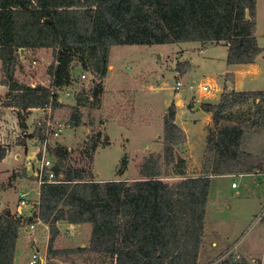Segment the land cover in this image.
<instances>
[{"label": "trees", "instance_id": "obj_1", "mask_svg": "<svg viewBox=\"0 0 264 264\" xmlns=\"http://www.w3.org/2000/svg\"><path fill=\"white\" fill-rule=\"evenodd\" d=\"M256 11L257 0H0V86L8 89L9 96L5 107L17 111L18 125L26 132L31 110L50 102L56 109L62 106L52 91L72 85L74 61L104 78L114 46L222 45L227 48L228 66L255 64L264 51L256 37ZM22 49L53 50L47 69L50 86L28 87L17 80ZM185 73L182 70L180 76ZM224 89L218 103L201 105L212 115L216 128L206 144L213 156L210 175L261 173V163L242 149L251 124L231 121L251 101L260 111L264 91L226 92V84ZM101 92L99 84L95 97ZM174 117L170 108L164 126V157L146 158L140 165V179L132 182L91 179L100 134L87 143L84 168L71 164L69 148L52 151L56 180L40 186L34 217L50 229L46 264H56L59 256L71 264L77 260L83 264H198L211 181L210 176L187 179L179 188L159 182L164 166L173 159L177 167L182 165L177 162V146L184 132ZM68 122L72 127L85 125L78 107L72 108ZM8 154L9 147L0 141V163ZM126 165L124 159L121 173ZM33 221L9 210L0 215V264H15L20 230ZM60 222L89 224L88 246L56 250Z\"/></svg>", "mask_w": 264, "mask_h": 264}, {"label": "rangeland", "instance_id": "obj_2", "mask_svg": "<svg viewBox=\"0 0 264 264\" xmlns=\"http://www.w3.org/2000/svg\"><path fill=\"white\" fill-rule=\"evenodd\" d=\"M256 12V37L264 50V0H257ZM21 55L23 59L16 74L17 80L28 87L50 86L47 69L53 61V50L24 51ZM226 61V47H204L198 42L114 46L104 78L84 70L79 62L74 61L73 83L63 88L70 96L65 98L56 115L65 122L69 121L72 108L78 107L85 125L67 130L62 138L52 143L50 153L57 148H69L71 164L84 168L88 164L83 154L87 143L92 136L100 134V145L90 165L91 179L104 182L139 180L140 165L146 158L150 155L164 157L165 120L169 109L173 108L174 123L184 132V139L177 146L183 161L180 167L176 166L174 159L170 165H165L159 182L179 188L187 179L210 176L211 181L198 264H264V216L261 215L264 209V105L258 111L251 101L236 111L231 121L233 125L240 120L251 124L242 149L256 157L262 165V172L250 176L210 175L213 156L207 152L206 144L216 128L212 117L207 120V116L200 112L203 111L201 106L195 110L197 101L201 105L214 103L225 92V84L230 81L233 84V78L225 75ZM256 65L263 74L259 79L246 78L245 89L264 91V51L257 58ZM182 70L186 72L184 76H180ZM179 81L186 86L208 84L211 89L205 94L190 91L186 86L179 91L175 89ZM231 83L226 86V92L234 91ZM99 84H102V92L95 97L94 91ZM8 98V89L0 86V141L9 147L10 152L8 160L0 163V215L9 210L20 216L17 208L25 199L28 206L22 210L21 217L32 218L35 228L29 231L26 227L21 228L15 264H30L36 253L43 259L37 264H46L50 229L47 224L34 219L40 192L35 177L39 165L35 158L39 142L33 132L36 112L27 118L24 132L18 125L17 111L5 107ZM16 155L21 158L17 159ZM29 156L34 157L32 166H27ZM124 159L127 165L121 173ZM50 160L52 164L56 162L53 155ZM233 183L238 185L237 189L232 188ZM71 226L66 222L58 223L60 234L54 243L56 250L88 246L91 226ZM55 263L71 264L61 256ZM76 264H83L82 260H77Z\"/></svg>", "mask_w": 264, "mask_h": 264}, {"label": "built area", "instance_id": "obj_3", "mask_svg": "<svg viewBox=\"0 0 264 264\" xmlns=\"http://www.w3.org/2000/svg\"><path fill=\"white\" fill-rule=\"evenodd\" d=\"M36 62H34L35 64ZM45 86V85H43ZM186 85L183 84L182 81H179L175 85V89L182 90ZM190 91L197 92L198 94H205L208 93L211 89V86L208 84H201L199 86H195L194 84H188L186 86ZM53 95L56 97V101L58 104L62 105L63 101L66 97L70 96L68 92L62 89H54ZM58 109V108H57ZM57 109L54 107L53 102L45 105L42 108H37L31 110L32 112H36V118L34 119V133L36 136V140L39 142V146L36 148L35 158L39 163L38 167L36 168L35 177L39 181V186L42 185L45 181L47 182H55L56 176L53 172L54 163L52 164L50 157L52 154L50 153V147L52 143L57 142L60 138H62L66 133L67 130H71L73 127L68 121H63L59 118L57 114ZM32 160L34 157H30L27 160V166H32ZM264 182V178L262 179ZM232 188H238L236 183L232 184ZM25 195H23L24 197ZM28 206L25 199H22L18 205L17 212L21 216L22 210ZM264 216V209L261 213ZM75 225L71 227L74 228ZM35 228V225H31L28 227L29 230ZM43 262L38 255V253L34 254L30 264H37L38 262Z\"/></svg>", "mask_w": 264, "mask_h": 264}, {"label": "crops", "instance_id": "obj_4", "mask_svg": "<svg viewBox=\"0 0 264 264\" xmlns=\"http://www.w3.org/2000/svg\"><path fill=\"white\" fill-rule=\"evenodd\" d=\"M208 48H206L204 50H207ZM227 74H229L233 78V84L230 81V82H228V85H229V83H231V85H233V87H234L233 90L235 92L263 91V90H253V89L247 90V89H245L246 84L244 83V80L246 78L254 77V78L259 79L263 74V72L258 67V65H256V62H255V64H251V65L228 66V68L225 71V75H227ZM232 78H231V80H232ZM228 85H226V86H228ZM218 102H219V97L215 99L214 104H216ZM200 112H202L203 114H205V116H207V120H209L212 117V115L210 113H206L204 111H200ZM9 156H10V152H9L8 156L1 163L6 162L9 158ZM16 157H17V159H20L21 155H16ZM30 157L31 156H29L28 158H30ZM241 175H243V174H241ZM245 175H248V174H245ZM250 175L251 174H249L248 176H250ZM235 189H237V188H235ZM38 198H39V196H38ZM27 230L29 231L28 228H27ZM216 246H218V244H216Z\"/></svg>", "mask_w": 264, "mask_h": 264}, {"label": "water", "instance_id": "obj_5", "mask_svg": "<svg viewBox=\"0 0 264 264\" xmlns=\"http://www.w3.org/2000/svg\"><path fill=\"white\" fill-rule=\"evenodd\" d=\"M47 22H49V21L47 20ZM24 51H25V50L22 49L20 52L23 53ZM200 106H201V103H200L199 101H197V102L195 103V110L199 109ZM182 161H183V158H182L181 156H179V154H177V162H178V163H181Z\"/></svg>", "mask_w": 264, "mask_h": 264}]
</instances>
